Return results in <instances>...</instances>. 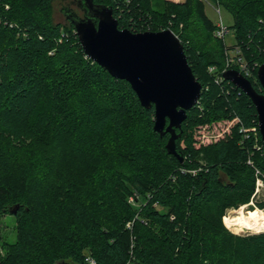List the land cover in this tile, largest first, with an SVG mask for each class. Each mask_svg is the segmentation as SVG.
<instances>
[{"label":"trees","instance_id":"obj_1","mask_svg":"<svg viewBox=\"0 0 264 264\" xmlns=\"http://www.w3.org/2000/svg\"><path fill=\"white\" fill-rule=\"evenodd\" d=\"M53 1L0 0V215L19 205L0 264H264V232L236 235L224 221L250 202L264 153L238 124L225 131L234 116L258 125V114L208 70L224 68L226 43L206 4L94 0L120 28L171 29L183 43L203 88L177 139L181 162L154 129V106L85 54L74 24L54 21ZM210 1L232 15L248 60L264 63V0ZM204 128L215 136L203 141Z\"/></svg>","mask_w":264,"mask_h":264},{"label":"water","instance_id":"obj_2","mask_svg":"<svg viewBox=\"0 0 264 264\" xmlns=\"http://www.w3.org/2000/svg\"><path fill=\"white\" fill-rule=\"evenodd\" d=\"M85 15L70 17L85 54L113 77L128 81L142 106L155 108L154 129L161 136L170 134L168 153L184 161L177 150L183 122L188 111L202 95V83L196 78L185 47L171 30L134 32L120 28L110 6L94 0H81ZM264 40V37H263ZM224 79L241 89L253 101L264 144V63L257 71L262 91L237 69H228ZM180 129V132L177 130ZM19 205L10 211L16 214Z\"/></svg>","mask_w":264,"mask_h":264},{"label":"built area","instance_id":"obj_3","mask_svg":"<svg viewBox=\"0 0 264 264\" xmlns=\"http://www.w3.org/2000/svg\"><path fill=\"white\" fill-rule=\"evenodd\" d=\"M201 1H203L205 4H212V1H210V0H201ZM213 4H216V3H213ZM216 5H218V7L220 6L219 4H216ZM215 10L219 14V21H218V23H215L216 28L214 30V35H215V37H217L219 39L225 40L227 34L230 32V28H229V26H227L224 23L222 16H221L220 8H215ZM225 56H226L225 66L221 71H218V68L216 66H213V65L209 66V68H208L209 72L215 73V81L217 83H221L222 81L225 80L223 73L228 69H237L240 73H242L244 76H246L247 78L250 79L251 77L254 76L255 69L259 68V66H260L257 61L248 60V58L245 55L243 45L241 43H239L236 39L233 43H230V44L226 43ZM228 82H230V81H228ZM236 124L239 125V132L242 133L245 138H250V137L253 138L254 149L258 152L264 153V144L262 141L260 142L259 125H253L251 127H246L242 123L239 116H234L230 119L225 131L229 130L232 125H236ZM211 136H215V135H210L207 131H205V128H204V130L202 131L203 141L205 138L211 137ZM249 162L251 164H253V161L249 160ZM180 170L182 173L191 172L193 174H196L198 172V169H196V168L187 169L185 167H182ZM263 187H264V177L260 175L259 170L257 169V171H256V187H255L254 195H256L260 191V189ZM139 198H141L139 196V194L134 193V194H131L129 196L128 201L130 203H132L133 205H138L139 201L137 199H139ZM86 260H87V262H89V264H96V261L90 256H87Z\"/></svg>","mask_w":264,"mask_h":264},{"label":"rangeland","instance_id":"obj_4","mask_svg":"<svg viewBox=\"0 0 264 264\" xmlns=\"http://www.w3.org/2000/svg\"><path fill=\"white\" fill-rule=\"evenodd\" d=\"M72 0H54L52 2V9H53V19L55 22L59 23H67L65 15L63 13L64 5H69ZM158 6H163L164 0H154ZM172 1V0H171ZM215 5V6H214ZM76 9V5L73 4ZM215 8H220L221 16L224 23L229 26L230 32L227 34L226 39L224 40L225 43H233L235 41V33L233 30L234 19L232 15L223 7L216 5V4H206V12L208 16L213 20L214 23H218L219 21V14L215 10ZM79 12V11H78ZM80 16H82L81 12H79ZM215 36V35H214ZM217 38V37H216ZM219 39V38H218ZM254 195V193H253ZM250 202L240 205L237 208H229L227 209L226 215L224 216V221L228 228L236 235H247L254 232L250 230L248 225L241 226L245 219L251 215L259 214L264 216V187L260 189V191L253 196ZM242 206H245L242 209ZM233 210V211H232ZM241 211L242 213L238 215L237 222L233 225L229 223L230 215H234L236 211ZM237 214V213H236ZM233 218V217H231ZM17 219L14 214L11 213H4L0 215V244L4 241L14 242L16 240V233H17ZM264 232V231H261ZM3 251V250H1Z\"/></svg>","mask_w":264,"mask_h":264},{"label":"bare ground","instance_id":"obj_5","mask_svg":"<svg viewBox=\"0 0 264 264\" xmlns=\"http://www.w3.org/2000/svg\"><path fill=\"white\" fill-rule=\"evenodd\" d=\"M244 208H245V206H242V209H244ZM241 213L242 212L239 210V211H236L234 215H230V219L228 220L229 223L232 225L234 223H236L237 217ZM231 217H233V218H231ZM243 225H248L250 230H252L254 232L264 231V216L259 215V214H255V215L253 214V215H251L245 219L244 223L241 226H243Z\"/></svg>","mask_w":264,"mask_h":264},{"label":"flooded vegetation","instance_id":"obj_6","mask_svg":"<svg viewBox=\"0 0 264 264\" xmlns=\"http://www.w3.org/2000/svg\"><path fill=\"white\" fill-rule=\"evenodd\" d=\"M73 4L76 5V9L73 6ZM81 12L82 16L85 15V10L84 7L81 4V0H72L71 3L69 5H64L63 7V13L65 15L66 21H71L70 17L74 14H79V12ZM80 15V14H79Z\"/></svg>","mask_w":264,"mask_h":264},{"label":"crops","instance_id":"obj_7","mask_svg":"<svg viewBox=\"0 0 264 264\" xmlns=\"http://www.w3.org/2000/svg\"><path fill=\"white\" fill-rule=\"evenodd\" d=\"M172 1L179 2V1H183V0H172Z\"/></svg>","mask_w":264,"mask_h":264}]
</instances>
